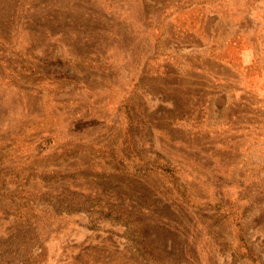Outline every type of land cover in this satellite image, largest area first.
I'll return each instance as SVG.
<instances>
[{
	"label": "rangeland",
	"instance_id": "obj_1",
	"mask_svg": "<svg viewBox=\"0 0 264 264\" xmlns=\"http://www.w3.org/2000/svg\"><path fill=\"white\" fill-rule=\"evenodd\" d=\"M0 264H264V0H0Z\"/></svg>",
	"mask_w": 264,
	"mask_h": 264
}]
</instances>
